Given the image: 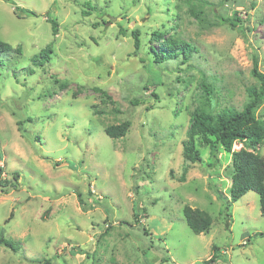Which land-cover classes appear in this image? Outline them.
Here are the masks:
<instances>
[{
	"label": "rangeland",
	"instance_id": "374dc122",
	"mask_svg": "<svg viewBox=\"0 0 264 264\" xmlns=\"http://www.w3.org/2000/svg\"><path fill=\"white\" fill-rule=\"evenodd\" d=\"M161 30L196 51L153 62ZM0 39L23 49L0 56V235L21 244L0 243V264H203L213 255L214 264H264L258 193L226 210L231 154L213 158L198 138L202 161L183 155L204 84L237 109L259 84L264 0H0ZM48 47L50 58L34 61ZM257 114L264 120V103ZM126 120L125 136L106 133ZM186 204L210 213L209 232L189 227Z\"/></svg>",
	"mask_w": 264,
	"mask_h": 264
},
{
	"label": "trees",
	"instance_id": "16d2710c",
	"mask_svg": "<svg viewBox=\"0 0 264 264\" xmlns=\"http://www.w3.org/2000/svg\"><path fill=\"white\" fill-rule=\"evenodd\" d=\"M15 10L21 9L17 6ZM22 11L36 15L35 11L29 9ZM196 11L195 8L192 9L194 14H197ZM217 17L220 24H228L234 29L243 31V26L237 25L235 19L222 15H217ZM48 19L52 21L54 31H56L57 21L50 17ZM140 34L139 30L132 31L136 54H141ZM154 34L160 41L161 47L158 49L155 45L150 46V50L153 53L150 56V60L153 62L161 64L168 59L180 56L186 61L191 57L192 52L196 51L194 45L184 39L168 37L166 31H155ZM22 50V46L14 47L0 39V56L12 53L21 54ZM50 52V47L42 50L34 58V61L38 60L42 64L43 59L48 60L50 58ZM144 58L141 55V59L145 60ZM2 61L0 59V65L3 64ZM252 74L257 78L259 84L247 88L249 99L242 109H237L233 106H219L218 98L214 94L212 86L204 84L207 90L206 103L205 106L197 107L191 114L187 137L183 141V155L186 161L192 163L202 161L201 153L196 146L198 138L210 147L213 158H216L217 153L222 150L230 153L233 172L229 186V197L226 200V210L229 209L231 203L238 201L249 191H254L260 197V209L264 215V155L260 150V147L264 145V120L257 114V110L264 103V72L259 68L257 56L254 58ZM97 90L110 98L106 90L102 88H97ZM130 127L131 121L126 120L119 124L107 126L106 133L112 138H119L125 136ZM236 142L242 143L240 149L233 148ZM1 170L0 168V176L2 174ZM187 172L188 169L185 168L181 180L186 179ZM18 175L16 172L15 177ZM10 183L17 187L13 180H10ZM0 185H2L3 190H7L8 181L0 179ZM183 211L187 224L195 233H205L211 230L213 219L208 211L188 204L184 206ZM227 216H231V214L228 213ZM0 243L13 251L21 248L19 242L12 241L4 235H0ZM216 260V255H213L208 260H205L203 264H214ZM40 264L54 263L51 258H45L40 261Z\"/></svg>",
	"mask_w": 264,
	"mask_h": 264
}]
</instances>
